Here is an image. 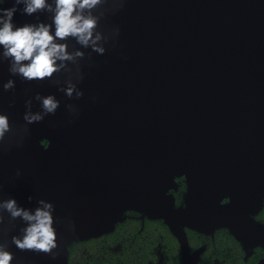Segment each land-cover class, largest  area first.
Listing matches in <instances>:
<instances>
[{
	"label": "water",
	"instance_id": "1",
	"mask_svg": "<svg viewBox=\"0 0 264 264\" xmlns=\"http://www.w3.org/2000/svg\"><path fill=\"white\" fill-rule=\"evenodd\" d=\"M23 7L16 25L50 24L55 14L26 16ZM101 12L104 53L66 38L84 56L44 83L11 74L0 46V82L16 81L13 92L0 90L12 119L0 141V199L33 212L43 199L59 220L52 259L11 245L28 222L0 209V243L13 264H68L73 243L114 230L128 210L163 219L184 253L185 226L227 228L247 253L264 248L256 218L264 204V0H107ZM69 81L71 97L62 91ZM37 92L54 94L60 107L27 124L25 112H43ZM181 177L187 189L177 207L170 191Z\"/></svg>",
	"mask_w": 264,
	"mask_h": 264
},
{
	"label": "clouds",
	"instance_id": "2",
	"mask_svg": "<svg viewBox=\"0 0 264 264\" xmlns=\"http://www.w3.org/2000/svg\"><path fill=\"white\" fill-rule=\"evenodd\" d=\"M23 2L22 15L32 16L37 10L54 11L50 24L39 22L38 24L24 23L16 25L14 17L19 9L17 5ZM0 6V46H3V56L9 59L11 67L9 72L20 78L22 82L44 83L52 80L54 73L67 67L66 62H74L77 57H83L84 52L77 50L74 53L68 50L66 38L72 37L84 48L91 46L92 51L104 53V48L97 46V41L102 39L100 32V20L104 16L101 12L95 14V10L107 3V0H55V8L47 4L46 0H15L11 8ZM54 26V31H53ZM95 33V36H94ZM27 61L28 63H22ZM16 81L8 79L0 82L2 92H13ZM75 85L69 81L67 87L62 91L71 97ZM80 95V93H78ZM36 100L41 101L42 113L25 112L23 119L27 124L40 123L46 116L55 115L60 107V101L54 94L41 96L36 93ZM26 105L31 104L28 100ZM12 107V104H9ZM10 115L0 108V141L5 134L12 131ZM32 196H28L31 202ZM44 207H36L34 212L18 204L14 197L0 199V209L6 211L11 220L19 218L26 221L27 226L19 229V234L11 235V245L21 252H33L45 254L56 259L54 249L60 247V237L57 227L58 219L54 220L52 212L54 207L51 203H45L43 199L38 200ZM4 224V217L0 215V225ZM16 259L14 253L9 250L8 245L0 243V264H13Z\"/></svg>",
	"mask_w": 264,
	"mask_h": 264
},
{
	"label": "flooded vegetation",
	"instance_id": "3",
	"mask_svg": "<svg viewBox=\"0 0 264 264\" xmlns=\"http://www.w3.org/2000/svg\"><path fill=\"white\" fill-rule=\"evenodd\" d=\"M179 179H182L185 184V188L183 190H180L182 184ZM177 182L179 184L178 189L174 191V197L176 200V206L180 207L184 205V195L186 193L187 186L184 177L177 178ZM178 196L180 202L179 204H177ZM261 211L257 215H259ZM127 218L140 223L136 234L127 238L130 241V246L132 248L133 244H136L141 249L140 251H135L136 253L133 251L130 252L129 255L133 257L130 264H244L243 262L241 263L240 259L247 262L251 255H253L256 248V246L253 247L250 252L247 253L242 243L233 236L240 245L239 248H234L226 234L219 236V234H221L219 230L224 228H215L208 232H200L185 226L184 229L188 239L189 251L184 253L181 249L180 241L172 232L171 233L175 237L178 245L177 250L174 246H170L168 242H165V239L158 228L148 231L147 227L149 225L146 227L147 221L150 222L161 219H152L134 210H128L125 212L124 220ZM124 220L121 222H124ZM259 221L264 224L263 221ZM138 238H140L139 241H137ZM85 254V250L81 251V254H79L76 260V264H103V261L100 260V256L90 262ZM183 254L187 255L184 256ZM111 258L113 259L114 255H112ZM114 264L122 263L120 262Z\"/></svg>",
	"mask_w": 264,
	"mask_h": 264
},
{
	"label": "trees",
	"instance_id": "4",
	"mask_svg": "<svg viewBox=\"0 0 264 264\" xmlns=\"http://www.w3.org/2000/svg\"><path fill=\"white\" fill-rule=\"evenodd\" d=\"M0 6H3L2 0H0ZM179 181L182 184L180 190H183L185 188V184L183 183L182 179H179ZM177 198H178L177 204H179L180 203L179 196ZM257 218L264 222V204H263V209L261 213L257 215ZM139 226L140 223L138 221L127 218L126 220H124V222H120L116 224L114 230L110 232L104 233L98 237H93L87 240H82L73 243L68 248L69 251L68 264H76V260L79 254H81V251L84 250L86 251L85 256L90 262H92L93 260L97 259L98 256H100V260L103 261L102 262L103 264H114L120 262L122 264H130V262L133 260V257L129 255L130 252L133 251L134 253H136L141 249L136 244H133V248H132L130 246V241L127 238L130 237L131 235L136 234ZM146 227L148 228V231L154 228H158L161 231V234L163 235L165 242H168L170 246H174L175 249L177 250L178 245L176 239L163 219L150 221V222L147 221ZM219 232H221L219 236H221L222 234H226V236L231 241V245L234 248L240 247V245L234 239L233 234L229 229L224 228L219 230ZM139 240L140 238L137 239V241ZM112 255H114L113 259L111 258ZM263 257H264V248L261 246H256L253 255H251V257L247 262H244L241 259L240 261L241 263L243 262L244 264H257L259 260L262 259Z\"/></svg>",
	"mask_w": 264,
	"mask_h": 264
},
{
	"label": "rangeland",
	"instance_id": "5",
	"mask_svg": "<svg viewBox=\"0 0 264 264\" xmlns=\"http://www.w3.org/2000/svg\"><path fill=\"white\" fill-rule=\"evenodd\" d=\"M176 182H177V179H176ZM178 184H179V183L177 182V189H178ZM177 189H173V190H171L170 192L174 195V191L177 190ZM223 202L226 203V202H228V200L225 199ZM252 248H253V247H252Z\"/></svg>",
	"mask_w": 264,
	"mask_h": 264
}]
</instances>
